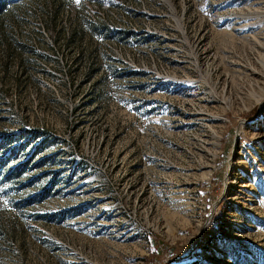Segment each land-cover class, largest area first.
Listing matches in <instances>:
<instances>
[{
    "label": "rangeland",
    "instance_id": "374dc122",
    "mask_svg": "<svg viewBox=\"0 0 264 264\" xmlns=\"http://www.w3.org/2000/svg\"><path fill=\"white\" fill-rule=\"evenodd\" d=\"M260 1L73 0L64 35L102 27L69 46L28 17L0 48V264H264Z\"/></svg>",
    "mask_w": 264,
    "mask_h": 264
},
{
    "label": "trees",
    "instance_id": "16d2710c",
    "mask_svg": "<svg viewBox=\"0 0 264 264\" xmlns=\"http://www.w3.org/2000/svg\"><path fill=\"white\" fill-rule=\"evenodd\" d=\"M72 2L73 0H0V48L3 49L2 52L4 54L2 58L6 60L15 46L19 47V50H23L26 46L27 36L23 37L21 27L28 21V17H31L30 19H38L42 30H55V37L62 36V41L64 40L63 46H69L78 39L83 38L85 30H88L90 34L96 33L98 29H101L102 26H99L98 23L77 20L78 14H75L73 22H70V25L68 24L64 35L63 26L58 24L57 19L61 12L69 8ZM28 4L32 9L27 8L26 5ZM31 32L32 35L29 36L34 38L41 37L38 29H33ZM2 63V70H5L4 64L6 63L5 61ZM12 138H16L15 135L3 137L2 141H0V149L4 150L7 148L8 155H13L17 149V146L11 147L9 144ZM21 147H23L22 144ZM2 162L3 160L0 158V166ZM19 167L22 168L23 165L21 164ZM20 168L17 171L14 170L15 168H11L8 170L9 173L7 175L18 174L22 170Z\"/></svg>",
    "mask_w": 264,
    "mask_h": 264
},
{
    "label": "bare ground",
    "instance_id": "6f19581e",
    "mask_svg": "<svg viewBox=\"0 0 264 264\" xmlns=\"http://www.w3.org/2000/svg\"><path fill=\"white\" fill-rule=\"evenodd\" d=\"M259 4L261 5V11H259V10H257V11L262 14L263 19H262V23H261V25H262L261 30L264 31V0L263 1L261 0ZM261 36L264 38V34H262Z\"/></svg>",
    "mask_w": 264,
    "mask_h": 264
},
{
    "label": "snow or ice",
    "instance_id": "6c2138e0",
    "mask_svg": "<svg viewBox=\"0 0 264 264\" xmlns=\"http://www.w3.org/2000/svg\"><path fill=\"white\" fill-rule=\"evenodd\" d=\"M77 2H79V0H77Z\"/></svg>",
    "mask_w": 264,
    "mask_h": 264
}]
</instances>
